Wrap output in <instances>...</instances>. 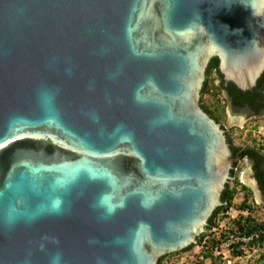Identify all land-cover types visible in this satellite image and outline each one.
<instances>
[{
	"label": "water",
	"instance_id": "water-1",
	"mask_svg": "<svg viewBox=\"0 0 264 264\" xmlns=\"http://www.w3.org/2000/svg\"><path fill=\"white\" fill-rule=\"evenodd\" d=\"M214 53L256 80L264 0H0V264H158L195 243L232 177L198 104Z\"/></svg>",
	"mask_w": 264,
	"mask_h": 264
},
{
	"label": "rangeland",
	"instance_id": "rangeland-1",
	"mask_svg": "<svg viewBox=\"0 0 264 264\" xmlns=\"http://www.w3.org/2000/svg\"><path fill=\"white\" fill-rule=\"evenodd\" d=\"M235 114L236 113H232L228 110V113H225L221 120L223 122H230L233 116L239 115ZM240 118L241 121L236 122L235 125L228 130V134L232 138L233 143L237 146L251 145L260 152H264V114L262 116L253 117L252 119H246V116ZM233 162L234 160H232V163ZM237 164V175L241 183L250 186L253 190V194L249 197V203L253 205L252 213L258 220L264 221V195L255 176L253 165L249 158H242ZM231 185H234L233 181ZM241 186L242 185L237 186L238 189L234 197L233 206L230 208V213L225 216L227 218L220 221L219 226H216L214 229L215 233H211L209 236L205 237L207 241H209L210 238L213 239L214 235H221L228 225L230 218L233 219L234 217H238L240 213L247 214L248 210H240V205L246 196V191L242 190ZM207 247L208 244L205 243V241L197 243L188 252L184 251L179 255H170L165 259L164 264H227L225 260L221 258H217L213 261L215 253H213V257H205ZM263 258L264 244L259 246L256 245L254 248L247 251L246 255L244 254L242 257L235 256L232 264H264Z\"/></svg>",
	"mask_w": 264,
	"mask_h": 264
},
{
	"label": "flooded vegetation",
	"instance_id": "flooded-vegetation-1",
	"mask_svg": "<svg viewBox=\"0 0 264 264\" xmlns=\"http://www.w3.org/2000/svg\"><path fill=\"white\" fill-rule=\"evenodd\" d=\"M216 56L218 57V61L215 64H213L214 63L213 59ZM204 71H205L204 72L205 73V79H204L202 88L200 90V96L198 99V104L221 124L222 128L227 133L228 139L230 138L229 134H228V130L231 127H233L236 122L241 121L240 117L246 116V119H252L253 117L262 116L264 114V77H263L264 76V70L262 71L261 74H259V76L256 78V80L251 83V85L249 83L246 86H243L242 84H240L241 81H237L233 76L229 75L224 70V67L222 65V59H221L220 55L217 53H214V54H212V56L207 61L206 68ZM210 79L212 81H210ZM208 80L212 86L209 90H208V87L206 86V82H208ZM248 91H251V94H247ZM259 92H261L260 95H258ZM250 96H253V97L251 98ZM243 98L244 99L246 98V99L243 101H239V104H238L237 100H240ZM228 110H230V112H232V113H236L235 115H238V114L239 115L233 116V118H231L230 122L229 121L223 122L221 120V118H219V119L217 118L216 113L223 114V117H224V114L225 113L227 114ZM232 144L233 143H231V141H230V146H231L232 155H233ZM244 147H246V146H243V148ZM48 148H49V150H48L49 152L50 151L54 152L52 147H48ZM240 151H242V150H240ZM242 158H249V157H242V156H240V154L233 156L234 162H238ZM249 159H250V161L253 165V168H254L255 160L253 161V160H251V158H249ZM234 162H233V167H235ZM233 167H232V169H233ZM232 169H231V174H232ZM235 169H237V166L235 167ZM254 171H255V169H254ZM233 179H235V176L232 175V177L230 179L231 182L233 181ZM257 181H258V179H257ZM258 183H259V181H258ZM259 185H260V183H259ZM225 187H224V189H225ZM224 189L222 190V193H223ZM222 193L220 195L221 202H222L221 204H223ZM214 211L211 213V215L208 218L207 225L205 226L206 228L209 224V220H210L211 216L213 215ZM200 235L197 236V241L195 242L196 244L198 243V237ZM195 245H193V247ZM189 250L190 249H188V250L182 249L179 251L168 252V253H165L163 255H168V254H171V255H177L178 254L179 255V254L183 253L184 251L188 252ZM163 255H161V257ZM169 256H167V257H169Z\"/></svg>",
	"mask_w": 264,
	"mask_h": 264
},
{
	"label": "trees",
	"instance_id": "trees-1",
	"mask_svg": "<svg viewBox=\"0 0 264 264\" xmlns=\"http://www.w3.org/2000/svg\"><path fill=\"white\" fill-rule=\"evenodd\" d=\"M217 61H218V57L216 56L213 59V62H214L213 64H215ZM210 81H212V80L210 79ZM206 86L208 87V90L212 87L211 83H209V80H208V82H206ZM247 94H251V91H248ZM260 94H261V92L258 93V95H260ZM250 97L252 98L253 96H250ZM245 99L243 98V99L237 100L238 104H239V101H243ZM216 115H217L218 119L223 117V114L216 113ZM229 137H230V135H229ZM229 140L231 141V143H233V140L231 137L229 138ZM232 147H233V156L240 154V156H242V157H249V158H251V160H253V161L255 160V163H254L255 176L257 177V179L260 183V187H261V189L263 191V195H264V152H260L258 149H256L254 146H251V145H248V146L243 148V146H237V145H234V143H233ZM240 150H242V151H240ZM237 163L238 162H234V166L235 167L237 166V168H238ZM235 167H233V169H232V175L235 176V179H233L234 185H231V180L229 182H227L226 187L222 193L223 204L219 205L215 209L213 215L211 216V218L209 220V224H208L207 228L211 229L216 224V222H217L216 220H217L219 214H221V213L225 214L226 212H228V210H230V208L233 206L234 197H235L237 189H238L237 186L242 185L241 186L242 190L246 191V196L240 205V210H248V213L247 214L240 213L239 216L231 222V224L229 226V228H230L229 230L239 231V232H244V233H251L253 231H256L257 229L264 228V221H260L257 219V217H254V215L252 213L253 212V205L251 203H249V197L253 194V190L250 186L241 183L239 176L237 175V169H235ZM208 235H209L208 232L202 233L198 237V243L205 241V243L208 244L207 251H205L206 252L205 257H210V256L213 257L214 256L213 251H214V248L216 246V239L210 238L209 241H207L205 239V237H207ZM263 240H264V238L259 239V240H255L256 241L255 245L258 244V246H259V243H261ZM195 244L196 243H193V244L187 246L186 248H184V250L191 249L193 247V245H195ZM262 244H260V245H262ZM255 245L253 243H251L250 249ZM169 255H171V254L163 255L159 259L158 264H164L165 259ZM245 255H246V253H245ZM216 259H217V257H214L213 261H215ZM262 260H264V258Z\"/></svg>",
	"mask_w": 264,
	"mask_h": 264
},
{
	"label": "built area",
	"instance_id": "built-area-1",
	"mask_svg": "<svg viewBox=\"0 0 264 264\" xmlns=\"http://www.w3.org/2000/svg\"><path fill=\"white\" fill-rule=\"evenodd\" d=\"M228 223H230V220ZM214 237H216V240H218L214 248L215 257L225 260L228 264H232L233 258L235 256L242 257L247 251L250 250L251 243L255 245V240L264 238V228L257 229L251 233L226 230L224 236L214 235ZM262 243H264V240Z\"/></svg>",
	"mask_w": 264,
	"mask_h": 264
},
{
	"label": "clouds",
	"instance_id": "clouds-1",
	"mask_svg": "<svg viewBox=\"0 0 264 264\" xmlns=\"http://www.w3.org/2000/svg\"><path fill=\"white\" fill-rule=\"evenodd\" d=\"M222 205V204H221ZM241 212H243V211H241ZM228 213H230V210H228V212H226L225 214L224 213H221V214H219V216H218V218H217V222H216V224L211 228V229H208V228H206V231L205 232H208L209 233V235L211 234V233H215V231H214V229L216 228V226H219V223H220V221L221 220H223V219H225V218H227V217H225V216H227V214ZM248 213V212H247ZM245 214V213H244ZM224 216V217H223ZM235 218H237V217H234L233 219L232 218H230V223H228V225L225 227V229L223 230V233H221V235L222 236H224L225 235V231L226 230H229L230 228H229V226H230V224H231V222L235 219ZM231 231V230H230ZM204 233V232H203ZM208 235V236H209ZM213 239H216V237H213ZM218 240H216V242H217ZM260 244H262V242L260 243ZM264 244V243H263ZM213 253H214V251H213ZM211 257V256H210ZM226 262V261H225ZM227 263V262H226ZM228 264V263H227Z\"/></svg>",
	"mask_w": 264,
	"mask_h": 264
}]
</instances>
